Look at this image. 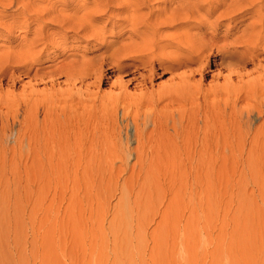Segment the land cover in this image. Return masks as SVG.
Masks as SVG:
<instances>
[{"label": "rangeland", "instance_id": "374dc122", "mask_svg": "<svg viewBox=\"0 0 264 264\" xmlns=\"http://www.w3.org/2000/svg\"><path fill=\"white\" fill-rule=\"evenodd\" d=\"M113 1L125 3L0 0V55L32 44L25 53L39 57L37 33L57 43L66 36L62 22H79ZM165 1L192 11L204 0L150 5L164 9ZM258 1L227 0L210 22L233 2ZM255 14L241 21L250 24ZM236 33L230 42L242 36ZM88 51L79 76H59L57 86L24 72L4 78L0 264H264V55L207 65L195 74L200 93L171 105L158 100L179 82L171 75L145 93L118 72L93 85ZM51 66L43 57L36 70Z\"/></svg>", "mask_w": 264, "mask_h": 264}, {"label": "bare ground", "instance_id": "6f19581e", "mask_svg": "<svg viewBox=\"0 0 264 264\" xmlns=\"http://www.w3.org/2000/svg\"><path fill=\"white\" fill-rule=\"evenodd\" d=\"M226 1L204 0L193 5L194 10L192 11L184 8L171 9V1L163 3L164 9L152 7L151 0L130 2L125 0V3L113 1V5L101 4V7L90 14V17L86 16L79 22H62L59 29L66 36L63 37L59 34L58 40L54 39L57 40V43L55 41L58 45L56 48L55 43H49L48 39L40 38L42 35L35 32L37 37L34 43H42L44 47L39 52L41 54L39 57L34 58L37 55L31 56L33 53H29L31 55L25 53L27 48H34L32 44L30 45L32 47L29 46L22 50L24 55H21L22 51L18 52L19 50L2 53L0 55V90L9 71H12V74L24 72L25 76L27 75L29 78L32 75L33 81L37 83L44 82L46 84V80L51 79L50 84L56 85L57 78L63 75L68 80H74V77L79 76V73L74 75L76 69L79 68V62H82L84 66L86 63L88 64L83 59L90 50V55H94V58L89 63L90 75L88 76L93 80V85L107 81V78H110L107 77V74L118 72L120 74L118 80L133 77L132 81L138 83L137 86L143 88L142 92L145 93L151 82L157 78L171 75L172 82H176V80L179 82L175 89L161 94L158 100L162 102L166 98L172 105V102L192 99L194 90L199 92L196 82H194L195 74L203 75L207 65L216 64L219 60L222 63L227 61L247 63L252 57L251 54L256 55L260 52L264 55V2L258 1L257 5L233 2L227 9H224L225 11L217 17L215 22L211 23L210 19L213 17V13L218 12L216 10L220 8L223 9ZM250 10L257 14L254 15L250 24H245L247 20L241 21V19ZM202 12L206 15H203ZM225 21H228L229 24L224 25ZM87 24L90 26L88 35L83 34L86 29L84 25ZM222 28L225 33L219 37ZM2 31L1 34L4 36L8 30ZM236 32L241 33L242 36L236 37L230 42V38ZM6 38L8 39V37ZM84 42L90 46V49L87 46L82 47V51H80L84 52V55L78 56L81 60L73 59L77 57L73 53L80 52L79 46L76 45ZM63 47L64 49H62ZM239 49L244 52H232V50ZM56 53H58V57L55 56ZM27 54L34 58L33 62L30 63L32 58H27ZM43 57L52 63L53 70L51 72L36 70ZM60 59L64 60L58 62ZM196 65L198 68L192 69V66ZM106 67H109L108 70H105ZM262 69L264 71V67ZM11 76L8 80L9 83L12 79ZM21 76L19 78H22ZM14 80L12 81L13 85ZM77 82L75 81L74 88ZM143 100L151 103L147 96H144ZM118 107L119 104L116 108ZM106 109H109V105ZM107 113L109 112L107 111Z\"/></svg>", "mask_w": 264, "mask_h": 264}]
</instances>
